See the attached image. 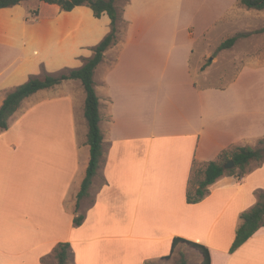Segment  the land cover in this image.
<instances>
[{"label":"crops","instance_id":"1","mask_svg":"<svg viewBox=\"0 0 264 264\" xmlns=\"http://www.w3.org/2000/svg\"><path fill=\"white\" fill-rule=\"evenodd\" d=\"M184 1L128 0L121 10L127 27L94 74L104 155L88 205L82 199L76 208L90 159L81 80L29 96L0 131V264H48L42 259L59 242L71 243L72 264H145L169 255L176 236L206 245L211 264H264V224L230 251L240 214L264 187L258 176L264 161L245 178L220 176L197 203L186 199L195 159L205 163L230 145L264 136V97L256 98L264 79L245 76L255 73L247 54L227 85H200L193 75L194 30L146 29L160 17L175 25ZM14 7L0 8L15 13L5 15L11 24L0 35V106L6 89L33 75L82 66L110 31L109 16L95 17L88 6L73 9L68 25L61 20L69 13L40 23ZM48 35L52 41L43 43ZM71 83L80 87L76 94L54 90ZM48 90L55 94H38ZM62 102L70 119L66 135L42 122L45 104L61 111ZM79 214L83 222L75 225Z\"/></svg>","mask_w":264,"mask_h":264},{"label":"trees","instance_id":"2","mask_svg":"<svg viewBox=\"0 0 264 264\" xmlns=\"http://www.w3.org/2000/svg\"><path fill=\"white\" fill-rule=\"evenodd\" d=\"M23 1L25 0H0V8L11 7ZM41 1L49 4H56L63 11H72L77 6H88L92 9L95 17L99 18L103 14H107L111 20L110 31L98 44L93 46V55L85 58L82 66L68 68L67 71L60 73H46L44 76L33 75L26 82L6 89L5 99L0 106V131H3L9 128L10 119L22 107L24 100L29 96L42 89L61 84L65 80H81L85 91V102L83 107L88 127L86 143L90 146V159L81 188L77 194L76 208L78 209L81 200L91 196L90 189L104 155V134L100 126V100L95 88L94 74L96 68L103 60L105 52L119 41V25L123 21L122 14L119 12L117 5L120 0ZM125 1L127 2L128 0ZM240 1L249 8L264 9V0ZM256 32H264V27L256 30ZM246 35H248V33H240L223 41L219 45V49L231 47L238 37ZM229 160L234 161V166L232 168H225L224 164ZM254 160L260 162L264 161V137H260L255 146L240 144L230 145L224 148L216 159L205 163L200 164L195 159L193 161L187 188V202L197 203L201 201L209 193V187L222 175H236L239 178H245L250 170L249 166ZM257 195V202L250 209L240 214L241 224L236 230V236L230 248L231 252L235 251L264 224V189L258 190ZM83 219V214L75 216V225H80ZM181 244L190 245L197 249L202 255V264H211L210 251L206 245L178 236L173 239L171 253L162 257L160 260L169 259ZM53 255L55 261L49 264H69L70 257L72 256L71 243L59 242L54 248ZM48 257L49 256L43 258L42 262L47 263ZM145 264H157V262L155 260H147ZM175 264H187V259L182 251H180V257Z\"/></svg>","mask_w":264,"mask_h":264},{"label":"rangeland","instance_id":"3","mask_svg":"<svg viewBox=\"0 0 264 264\" xmlns=\"http://www.w3.org/2000/svg\"><path fill=\"white\" fill-rule=\"evenodd\" d=\"M126 3L127 2L125 0H120L117 3L120 13H122L121 10ZM184 9L185 12L181 14V16L177 17L175 25H173V22H169L166 18L160 17L154 18L152 21L148 22L146 25V29L149 31H167L173 30L175 28L177 31L181 32L182 30H186L187 28L194 30L195 36L197 38L195 42V52L192 62L193 75L200 85H210L218 87L227 85L235 77L237 71L241 69V58L247 59V54H249L250 60L251 57L255 59V73L249 71L245 74V76L249 75L252 79L253 76L259 79H264V32H256V30L264 27V9L260 10L249 8L246 5L242 4L240 0H186L184 1L183 10ZM15 10H18V12L19 10L25 12V19L29 21L36 20L40 23L51 22L56 17H59V15L69 13L70 15H64L66 16V18H64L63 21L61 20L64 25L70 24L75 13V10L70 12L63 11L56 4L44 3L40 0H27L21 2L19 4V7H16V9L14 7V11L12 12H16ZM3 11L4 9H0V35H6L2 30L10 27L11 24H8V21L6 19L7 16L5 15L15 14L9 13V11H7L6 13ZM82 11L87 12L84 9H82ZM186 16H190L191 19H188ZM126 27L127 24L125 22H122L119 25L120 33H124ZM204 30H206V34L203 33ZM240 33H248V35L238 37L231 47L224 48L223 50L219 49L218 45H220L223 41L232 38ZM51 37L52 36L48 35V37L42 38L41 40L43 41V43H47L48 41H52ZM220 50H222V52L218 53V61L212 66H209L212 55H216L217 51ZM205 54H208L207 58L202 57ZM233 58H236L237 60H233ZM198 60L202 62L201 66L198 65ZM68 68L70 67H63L52 72L43 71V73L39 76H44L46 73H60L63 71H67ZM261 86L262 85L259 84L256 86V98L264 97V88L263 86ZM61 89L64 91V93L71 91L76 94L80 90V87L77 84L71 83L60 88H55L54 90L60 92ZM51 93L55 94V92L51 90L46 91V93L38 94L46 95ZM84 98L85 92L83 93V99ZM62 104L64 106L61 108V111L59 110L60 108H54L51 103L45 104L44 108L46 109L47 117H42V122H47L50 129L51 127H54L56 130V128L59 127L60 130H63L62 133L66 135L70 127V119L68 115V107L65 106L63 102ZM82 109H84V107ZM36 121L37 123H39V119H36ZM62 133L58 134V138L61 137ZM260 135H264V132H262V134ZM260 137L261 136H256L255 138L250 139L249 142L245 145L255 146L257 140ZM260 163V161L254 160L249 166V172H251L255 168L254 166ZM258 176L262 181L260 185H263L264 174ZM102 182L103 181L101 179L100 184ZM260 189H264V187ZM246 193L247 192L242 191L240 199H238L239 202H241V199ZM91 199V197L85 198L83 200L85 204L84 206L88 205L91 202ZM253 205L254 204L246 206L244 211L250 209ZM180 251L184 253L187 259V264H202V255L200 254V252L194 247L186 244L179 245L175 253L169 259H157L155 261L157 262V264H175L180 257ZM71 257L69 260V264H72ZM54 261V255H50L48 257L47 263L49 264Z\"/></svg>","mask_w":264,"mask_h":264},{"label":"water","instance_id":"4","mask_svg":"<svg viewBox=\"0 0 264 264\" xmlns=\"http://www.w3.org/2000/svg\"><path fill=\"white\" fill-rule=\"evenodd\" d=\"M234 166V161L233 160H229L228 162H226L224 164L225 168H232Z\"/></svg>","mask_w":264,"mask_h":264}]
</instances>
